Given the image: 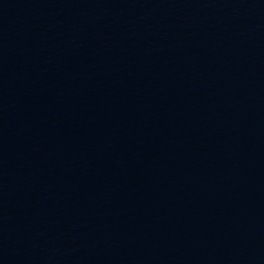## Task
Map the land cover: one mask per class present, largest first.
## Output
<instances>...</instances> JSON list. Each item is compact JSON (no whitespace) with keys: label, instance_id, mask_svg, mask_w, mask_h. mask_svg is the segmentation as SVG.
<instances>
[{"label":"water","instance_id":"obj_1","mask_svg":"<svg viewBox=\"0 0 264 264\" xmlns=\"http://www.w3.org/2000/svg\"><path fill=\"white\" fill-rule=\"evenodd\" d=\"M0 264H264V0H0Z\"/></svg>","mask_w":264,"mask_h":264}]
</instances>
